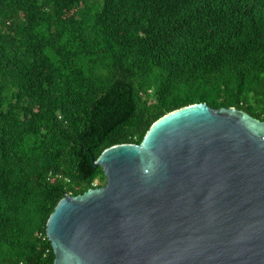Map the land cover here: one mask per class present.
I'll return each instance as SVG.
<instances>
[{
	"label": "trees",
	"instance_id": "16d2710c",
	"mask_svg": "<svg viewBox=\"0 0 264 264\" xmlns=\"http://www.w3.org/2000/svg\"><path fill=\"white\" fill-rule=\"evenodd\" d=\"M198 102L264 120V0H0V264H53L101 152Z\"/></svg>",
	"mask_w": 264,
	"mask_h": 264
},
{
	"label": "water",
	"instance_id": "95a60500",
	"mask_svg": "<svg viewBox=\"0 0 264 264\" xmlns=\"http://www.w3.org/2000/svg\"><path fill=\"white\" fill-rule=\"evenodd\" d=\"M93 164L46 221L53 264H264V120L189 104Z\"/></svg>",
	"mask_w": 264,
	"mask_h": 264
}]
</instances>
